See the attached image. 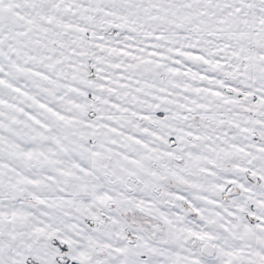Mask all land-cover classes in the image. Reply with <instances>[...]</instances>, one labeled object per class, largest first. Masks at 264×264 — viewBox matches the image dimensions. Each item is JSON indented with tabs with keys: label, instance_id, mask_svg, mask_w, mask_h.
I'll use <instances>...</instances> for the list:
<instances>
[{
	"label": "snow or ice",
	"instance_id": "6c2138e0",
	"mask_svg": "<svg viewBox=\"0 0 264 264\" xmlns=\"http://www.w3.org/2000/svg\"><path fill=\"white\" fill-rule=\"evenodd\" d=\"M0 264H264V0H0Z\"/></svg>",
	"mask_w": 264,
	"mask_h": 264
}]
</instances>
